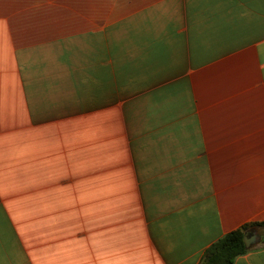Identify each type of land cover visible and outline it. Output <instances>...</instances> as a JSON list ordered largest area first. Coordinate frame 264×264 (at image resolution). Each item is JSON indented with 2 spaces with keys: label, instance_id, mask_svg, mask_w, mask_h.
Listing matches in <instances>:
<instances>
[{
  "label": "crops",
  "instance_id": "0c3cea01",
  "mask_svg": "<svg viewBox=\"0 0 264 264\" xmlns=\"http://www.w3.org/2000/svg\"><path fill=\"white\" fill-rule=\"evenodd\" d=\"M25 153L35 193L88 196L44 246L6 217ZM259 224L264 0H0V264H201L246 225L233 264H264Z\"/></svg>",
  "mask_w": 264,
  "mask_h": 264
},
{
  "label": "rangeland",
  "instance_id": "374dc122",
  "mask_svg": "<svg viewBox=\"0 0 264 264\" xmlns=\"http://www.w3.org/2000/svg\"><path fill=\"white\" fill-rule=\"evenodd\" d=\"M21 159L19 163L12 161L6 168L5 184L3 187L6 201V217L13 220L16 234L21 235L24 242L31 241V246L35 244L32 240L33 237L35 234H39L37 230H40L42 237L38 238V240H41L38 245L41 246L43 244L44 246L47 228L42 227L41 225H44V223L39 222H42L41 220L45 217H52L54 219L66 217L62 216V211H64L62 207L67 209V206H73L76 202H85L88 196L76 194L60 195L57 193L40 195L35 193L37 189L33 186V181L30 177L31 165L28 153L22 154ZM51 205H53L52 212L48 211L47 213L46 209ZM78 212L80 213V211ZM68 213L70 219L77 218L75 216L77 212L70 211ZM54 229L56 230V228ZM32 256L36 260V263H45L46 254L44 251L41 253L38 251L36 254L33 253ZM53 258H56L55 254Z\"/></svg>",
  "mask_w": 264,
  "mask_h": 264
},
{
  "label": "trees",
  "instance_id": "16d2710c",
  "mask_svg": "<svg viewBox=\"0 0 264 264\" xmlns=\"http://www.w3.org/2000/svg\"><path fill=\"white\" fill-rule=\"evenodd\" d=\"M263 227L264 224H259ZM250 225L230 232L209 248L201 264H233L236 257L245 254L250 249L245 247L244 235Z\"/></svg>",
  "mask_w": 264,
  "mask_h": 264
},
{
  "label": "water",
  "instance_id": "95a60500",
  "mask_svg": "<svg viewBox=\"0 0 264 264\" xmlns=\"http://www.w3.org/2000/svg\"><path fill=\"white\" fill-rule=\"evenodd\" d=\"M260 240L261 236L257 233L256 230L248 231L244 235V243L247 249H250L258 244Z\"/></svg>",
  "mask_w": 264,
  "mask_h": 264
}]
</instances>
